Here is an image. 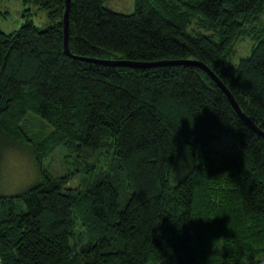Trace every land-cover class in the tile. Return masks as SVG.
Returning a JSON list of instances; mask_svg holds the SVG:
<instances>
[{
	"label": "trees",
	"instance_id": "16d2710c",
	"mask_svg": "<svg viewBox=\"0 0 264 264\" xmlns=\"http://www.w3.org/2000/svg\"><path fill=\"white\" fill-rule=\"evenodd\" d=\"M24 1L51 23L0 29V164L24 144L42 177L0 195V209L13 204L0 220V264H264V137L199 65H145L202 61L264 132V0H136L127 14L71 0V55L65 0ZM37 120L53 130L32 136ZM224 134L237 152L214 150ZM66 143L90 183L65 188L73 173L43 168ZM76 213L90 240L73 245Z\"/></svg>",
	"mask_w": 264,
	"mask_h": 264
},
{
	"label": "rangeland",
	"instance_id": "374dc122",
	"mask_svg": "<svg viewBox=\"0 0 264 264\" xmlns=\"http://www.w3.org/2000/svg\"><path fill=\"white\" fill-rule=\"evenodd\" d=\"M105 6L114 10L120 11L122 13H132L134 12L136 0H104ZM28 19H33L35 24L41 28H47L51 21L48 19L44 9L40 8L39 5L35 4L33 1L25 2L24 0H0V29L5 33L16 32L21 25H23ZM199 21H201L199 19ZM203 24V22H202ZM198 27L204 33L208 32L210 29L206 28V25H200L198 22ZM256 38L247 37L242 39L236 48V53L233 57L234 66L239 62V58L242 56H247L251 52V47ZM38 125L33 127V131L30 134L44 135L53 130L52 126H46L43 130V126L40 121L37 120ZM44 131V133H43ZM239 145V139L235 135L224 134L219 138V140L214 141L212 146L216 151L225 152H237ZM215 154V153H214ZM0 164V195L13 197L23 193L26 189L35 186L41 180V170L37 165V161L34 158L33 150L27 145H17L11 146L4 150ZM86 163L81 156H78L77 151L70 144L66 143L61 145L56 151L47 157L43 163V168L51 176H65L70 173V178L65 184V188H78L81 186L83 180L87 179L90 183L91 178L89 170L85 171ZM106 171V167L103 165L99 170ZM178 170L177 176H181L183 171ZM85 178V179H84ZM86 180V181H87ZM176 182V179H173ZM17 211H25L26 205L21 201L15 199ZM13 204L6 202L1 206L0 209V220L6 217V213L10 211ZM75 222L78 224L74 231L75 237L72 239L71 243L80 241L79 237L85 233L83 226H81V217L74 216ZM86 240H90L85 235Z\"/></svg>",
	"mask_w": 264,
	"mask_h": 264
},
{
	"label": "water",
	"instance_id": "95a60500",
	"mask_svg": "<svg viewBox=\"0 0 264 264\" xmlns=\"http://www.w3.org/2000/svg\"><path fill=\"white\" fill-rule=\"evenodd\" d=\"M66 3V9H65V18H64V25H65V39H64V47L66 49V53L71 55L70 52V48L68 47V43H69V10L71 7V0H65ZM91 61L94 62H101L104 64H113V65H129L132 63L131 62H126V61H122V60H118V61H111V60H101V59H91ZM173 63H177V64H184V63H192V64H197L199 65L201 68H203L205 70L206 73L210 74V76L212 77V79L219 84V86L223 89V91L225 92L226 95H228L229 100L231 101L232 105H234L236 111L238 112L239 116H241V118L244 119V121L252 128H254L260 135H262L264 137V132L259 130V127L255 125L254 122H252V120L250 119L249 116H247V114L243 111L242 107H240V105H238L236 99L234 98V95L231 93V91L228 89V87L226 86V84L223 83V81L220 79V77L205 63H203L200 60H195V61H191V60H166V61H162V62H151V64H145V65H162V64H173Z\"/></svg>",
	"mask_w": 264,
	"mask_h": 264
}]
</instances>
